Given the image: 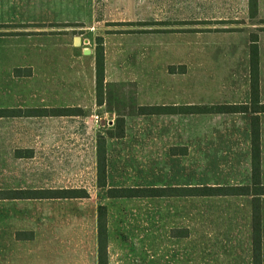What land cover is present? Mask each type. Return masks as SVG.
<instances>
[{"label": "rangeland", "instance_id": "obj_1", "mask_svg": "<svg viewBox=\"0 0 264 264\" xmlns=\"http://www.w3.org/2000/svg\"><path fill=\"white\" fill-rule=\"evenodd\" d=\"M228 1L80 0L79 4L76 0L77 9L74 5L65 10L62 3L53 8L56 22L45 23V30H52L46 31L45 37H79L82 47L93 52L107 37H113L115 41L109 45L124 50L126 64L121 75L137 81L131 83L129 91L125 90L130 96L122 100L108 95L106 107H95L88 89L81 97L58 94L61 84L79 88L75 79L79 74L73 70L67 72L72 80L44 81L45 94L55 93L53 98L45 97V103L60 107L78 106L77 102H81L86 112L83 107H75L77 115L37 118L23 113L0 119V189L72 187L84 188L88 194L73 199L0 198V233L6 250L12 242V256L16 259L19 254L20 264H97L96 214L100 205L108 209V264L246 263L244 255H234L231 249L223 248L219 230L214 234L215 242L211 237L209 242H199V225L202 230L203 224L216 217L214 223L219 228L217 214L222 211L212 213V198L110 199L105 189L98 187L96 176L99 135L106 136L107 141L109 134L131 132L135 151L122 160L109 156L108 186L194 185L213 178L201 175L213 170V162H196L192 154L187 160H179L178 154L161 152L152 159L153 143L149 141L156 136V146L161 150L164 147V134L159 133L164 130L157 129L153 122L169 119L161 115L154 121L138 110L154 99L147 94L149 70L155 74L160 91H168L155 98L157 104L178 101L177 96L170 95L183 81H187L189 94L201 90L197 84L202 77L204 94L228 90L220 86L225 77L219 81V75L226 72L221 58L238 55L230 45L235 42L233 39L242 44L243 38L250 41L254 34L252 28L245 33L233 31L230 26L251 20L230 16ZM65 12L75 14V19L62 21ZM185 62L187 77L183 72ZM170 64H174L175 73L167 69ZM27 69L30 70L24 68L20 73H29ZM214 70L215 74L211 72ZM4 85L11 88V97L2 95ZM36 85L32 75L25 78L13 74L9 82L0 81V107H35ZM165 131L168 144L179 143L178 137L171 135L175 130ZM112 142L115 144L106 142L110 150Z\"/></svg>", "mask_w": 264, "mask_h": 264}, {"label": "crops", "instance_id": "obj_2", "mask_svg": "<svg viewBox=\"0 0 264 264\" xmlns=\"http://www.w3.org/2000/svg\"><path fill=\"white\" fill-rule=\"evenodd\" d=\"M229 15L237 19L241 16L251 20L250 23L245 22L242 24H235L230 26L235 33L250 32V28L253 29V36L256 41L258 50V82H259V104H264V0H257V9L252 10L249 6V0H229ZM59 3H62L64 9L76 6V0H0V81H10L13 74L15 76H22L25 78L31 75L35 77L37 81L36 85V102L37 105L33 108H61V107H83V111H87L85 105L81 102H77L78 106L72 104L61 105L60 107H54V104L45 103V97L53 98L54 92L51 94H45L44 81H55L56 79L67 81V72H78V76L75 78L78 80L77 85L79 88L67 86L61 84L59 89V95L68 97H81L85 95V90H89L92 103L95 107H106L108 103V95L115 98H124L130 96L125 90L129 91L131 83H134L135 79L125 77L121 75L123 68L126 64L124 50L122 47L118 48L109 43L115 41L113 37H107L103 44L104 48V66H105V78H104V92L102 103H97L95 98V52L93 50H86L82 47L81 41L76 44L74 37H70L68 34L57 35L56 38L45 37V23H55V17L53 14V8H57ZM80 4V0H79ZM62 15V21H71L75 19V14L64 13ZM89 14V13H88ZM86 14V16H88ZM69 15V16H68ZM57 22H60L57 20ZM251 26V27H250ZM14 34L16 35H13ZM237 37V36H235ZM47 38V39H46ZM230 39V38H229ZM232 40V38H231ZM234 43L230 44L235 48L234 52L238 55L231 56V58H221L223 62L221 65H225V74L219 75L220 86L227 88V91L222 89L212 91L209 94H204L203 85L204 79H200L198 86L201 90L197 89L195 92L189 94L187 81L179 83L178 89L175 92H171L170 97L179 98V100H173L171 102H157L155 98L167 95L168 91H160L159 83L154 73L148 75L147 87L148 96L154 98L149 102L147 106H199L209 107L214 105H244L248 106L245 111L235 112H204L196 111L194 113H150L141 114L151 117L154 121L158 116L167 115L169 120H149L153 122V126L163 133V149L156 146L157 137H153L150 144L153 146L150 150L152 159H156L154 156L159 153L164 154H178L179 160H187L192 154L195 161H210L212 163L213 170L211 172H204L201 175L204 177H213L210 181L205 183L187 184L182 185H147V186H130V187H154V188H174L177 191L164 196H150V197H133L135 198H161L172 196H193L201 198H212L213 203L212 213L221 209L217 214L219 219V228L217 229L214 220L216 217L201 226L202 230L197 229L198 234H201L199 242H215V232L219 230L221 234L219 237L220 242L223 243V248L232 252L234 255H244L246 259L245 264H253V252H252V208L253 202L256 199L260 207V234H261V264H264V194H253V191L248 194L237 195H215V196H202V195H188L187 190L190 187L200 186H249L252 187V134H251V118L253 116L258 117V130H259V162H260V183L264 185V111H253L251 109V93H250V46L253 43L247 38H243V43L240 44L238 40H234ZM222 48V44H219ZM229 45V43L224 44ZM152 60L155 59L154 52H151ZM87 62V68L84 64ZM226 62V63H225ZM187 62H185V77H187ZM174 64L168 65L167 69L174 70ZM27 69L29 73H20L22 69ZM86 68V69H85ZM14 70V72H13ZM155 71V69H154ZM19 72V73H17ZM175 73L174 71H169ZM213 74L216 70L211 71ZM31 74V75H30ZM212 74V75H213ZM184 73H181V77ZM222 76V77H221ZM86 77V78H85ZM201 77V76H200ZM187 80V78H185ZM86 84V85H85ZM87 86V87H86ZM3 96L11 97V88L3 86ZM171 91L172 88H171ZM176 93V95H175ZM65 94V95H64ZM127 94V95H126ZM1 95V92H0ZM50 95V96H49ZM94 96V97H93ZM123 100V99H122ZM69 102V101H68ZM1 106V105H0ZM21 109H28L18 107ZM32 108V107H31ZM0 109H15L10 105L4 104ZM119 112V111H118ZM120 113V112H119ZM77 115V114H76ZM124 118V113H121ZM35 117H54L55 115H28ZM63 116V115H61ZM70 116V115H64ZM18 116H1V118H10ZM172 119V120H171ZM167 129L175 130L171 135L177 136L178 144H168L165 135H167ZM128 132L121 136H109L108 140H105L106 149V186L100 187L105 189L113 186H108V160L109 156L112 158L116 155L120 160L123 156H128L131 152L135 151V137ZM106 137V136H105ZM109 141L112 142L111 150L107 145ZM107 142V145H106ZM190 142V143H189ZM197 143V146H193L192 143ZM111 143V142H110ZM191 144V145H190ZM173 147V148H172ZM171 148L173 151L171 152ZM179 149L178 152H174L175 149ZM97 150V147H96ZM110 150V151H109ZM195 152V154H194ZM184 165V164H183ZM97 176V175H96ZM215 178V179H214ZM98 185V183H97ZM61 188V187H59ZM72 188V187H66ZM29 189V188H8L3 191ZM31 190H43V187L30 188ZM53 189V188H52ZM84 189V188H82ZM2 190V189H0ZM85 190V189H84ZM86 191V190H85ZM87 192V191H86ZM88 195V194H87ZM110 199H128V198H111ZM83 198V197H82ZM10 199H29V198H10ZM31 199H45V198H31ZM52 199V198H51ZM59 199V198H57ZM73 199V198H65ZM223 204L225 207L220 208ZM218 205V208L216 207ZM106 206V205H104ZM107 210V264H108V226L109 217ZM221 221V224H220ZM1 229V227H0ZM210 234H212L210 236ZM225 234V235H224ZM209 235V236H207ZM221 238V239H220ZM22 239V238H21ZM16 240V241H20ZM3 235L0 233V264H20V255L16 254V259L12 256V242L6 244L3 242ZM96 240H97V214H96ZM238 249V252L236 251ZM96 254L98 264V253L96 243Z\"/></svg>", "mask_w": 264, "mask_h": 264}, {"label": "trees", "instance_id": "obj_3", "mask_svg": "<svg viewBox=\"0 0 264 264\" xmlns=\"http://www.w3.org/2000/svg\"><path fill=\"white\" fill-rule=\"evenodd\" d=\"M249 6L252 10L257 9V0H249ZM254 36L252 37L250 46V93H251V109L253 111H264V104H259V82H258V50ZM172 69V68H170ZM104 48L100 44L95 49V88L97 103H102L104 92ZM248 106L244 105H214L209 107L199 106H140L139 114L150 113H194L196 111L204 112H237L245 111ZM77 108L61 107V108H44V109H0L1 116H21L25 115H76ZM123 132V129H122ZM251 134H252V187L249 186H200L190 187L187 190L188 195H237L248 194H264V185H261L260 162H259V130L258 117L251 118ZM109 136H114L109 134ZM121 136V133L119 135ZM104 135H99L96 150V167L98 186H106V149ZM177 191L174 188H154V187H109L106 194L111 198H133V197H150L164 196ZM82 198L87 197V192L82 188H46L43 190L19 189L11 191L0 190V198ZM252 252L253 264H261V234H260V207L255 199L252 208ZM97 253L98 264H107V210L106 206L100 205L97 209Z\"/></svg>", "mask_w": 264, "mask_h": 264}, {"label": "water", "instance_id": "obj_4", "mask_svg": "<svg viewBox=\"0 0 264 264\" xmlns=\"http://www.w3.org/2000/svg\"><path fill=\"white\" fill-rule=\"evenodd\" d=\"M79 40H80V38H79V37H75V38H74V42H75L76 44H78V43H79Z\"/></svg>", "mask_w": 264, "mask_h": 264}]
</instances>
